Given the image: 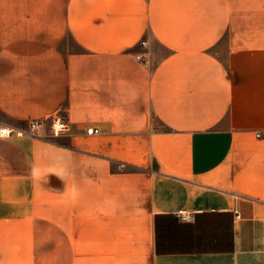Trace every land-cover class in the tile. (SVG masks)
Returning <instances> with one entry per match:
<instances>
[{"label": "crops", "instance_id": "crops-1", "mask_svg": "<svg viewBox=\"0 0 264 264\" xmlns=\"http://www.w3.org/2000/svg\"><path fill=\"white\" fill-rule=\"evenodd\" d=\"M3 126L0 264H264V0H0Z\"/></svg>", "mask_w": 264, "mask_h": 264}, {"label": "built area", "instance_id": "built-area-1", "mask_svg": "<svg viewBox=\"0 0 264 264\" xmlns=\"http://www.w3.org/2000/svg\"><path fill=\"white\" fill-rule=\"evenodd\" d=\"M142 46L148 47V42L143 41ZM138 59L145 62V63H148V59H146L145 57L138 56ZM44 126L48 127V129L50 131V135L53 137L62 136L63 134H67L70 132V124H69L68 120L64 117H61V116H54L50 119L30 121L29 122L30 131L27 134L35 135V132ZM86 133L88 135H95V134H99L100 130L98 128H95V127H88L86 129ZM25 134H26V132L24 130L18 129V128H10L7 126H3L0 129V136L4 137V138H9L12 136L20 137V136H23ZM181 216L185 221L190 220V217L186 214L182 213ZM237 216L239 217V213L237 214Z\"/></svg>", "mask_w": 264, "mask_h": 264}]
</instances>
